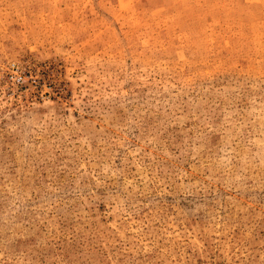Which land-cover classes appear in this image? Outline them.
Instances as JSON below:
<instances>
[{"label": "rangeland", "instance_id": "obj_1", "mask_svg": "<svg viewBox=\"0 0 264 264\" xmlns=\"http://www.w3.org/2000/svg\"><path fill=\"white\" fill-rule=\"evenodd\" d=\"M0 264H264V0H0Z\"/></svg>", "mask_w": 264, "mask_h": 264}]
</instances>
